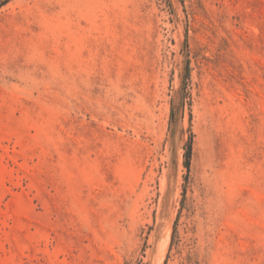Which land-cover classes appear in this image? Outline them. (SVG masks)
<instances>
[{
	"label": "rangeland",
	"instance_id": "obj_1",
	"mask_svg": "<svg viewBox=\"0 0 264 264\" xmlns=\"http://www.w3.org/2000/svg\"><path fill=\"white\" fill-rule=\"evenodd\" d=\"M0 264H264V0H0Z\"/></svg>",
	"mask_w": 264,
	"mask_h": 264
},
{
	"label": "trees",
	"instance_id": "obj_2",
	"mask_svg": "<svg viewBox=\"0 0 264 264\" xmlns=\"http://www.w3.org/2000/svg\"><path fill=\"white\" fill-rule=\"evenodd\" d=\"M190 158H191V143L189 142L186 146V150L184 153V166L189 169L190 165Z\"/></svg>",
	"mask_w": 264,
	"mask_h": 264
},
{
	"label": "bare ground",
	"instance_id": "obj_3",
	"mask_svg": "<svg viewBox=\"0 0 264 264\" xmlns=\"http://www.w3.org/2000/svg\"><path fill=\"white\" fill-rule=\"evenodd\" d=\"M168 229H170L169 226H168ZM165 230H166V229H165ZM169 233H170V232H169ZM167 234H168V233H167ZM167 234H166V237L168 236ZM169 238H170V237H169ZM167 239H168V238H167ZM163 240H164V239H163ZM168 240H169V239H168ZM168 242H169V241H168ZM161 244H162V242H161ZM163 244H164V243H163ZM166 244H167V241L165 240V244H164V245H166ZM167 245H168V244H167ZM158 246H159V245H158ZM160 246H161V245H160ZM160 249H161V248H160ZM162 249H163V246H162ZM162 249H161V252H162ZM157 250H158V249H157ZM165 252H166V251H165ZM161 254H162V253H161ZM159 256H160V253H159ZM162 257H163V256H161L160 258H162ZM153 258H154V257H153ZM156 258H157V256H156ZM157 259H158V258H157ZM162 259H163V258H162ZM162 259H161V260H162ZM155 261H156V260H155ZM157 261H159V260H157ZM157 261H156L155 263H157ZM159 262H161V261H159ZM161 263H162V262H161Z\"/></svg>",
	"mask_w": 264,
	"mask_h": 264
}]
</instances>
